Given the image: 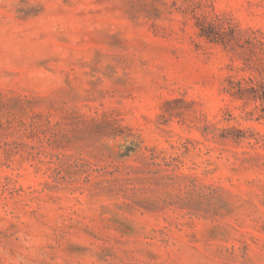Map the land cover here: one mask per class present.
<instances>
[{"label":"rangeland","instance_id":"374dc122","mask_svg":"<svg viewBox=\"0 0 264 264\" xmlns=\"http://www.w3.org/2000/svg\"><path fill=\"white\" fill-rule=\"evenodd\" d=\"M249 79L264 0H0V264H264Z\"/></svg>","mask_w":264,"mask_h":264},{"label":"trees","instance_id":"16d2710c","mask_svg":"<svg viewBox=\"0 0 264 264\" xmlns=\"http://www.w3.org/2000/svg\"><path fill=\"white\" fill-rule=\"evenodd\" d=\"M203 33L208 37H213L212 34H210L211 32L204 31ZM230 83L231 86L228 91L236 97L247 98L250 97L252 92L259 93L260 91H262L261 93L264 95V83L262 82L259 83L258 86L253 85V79L245 80V83L242 80H230Z\"/></svg>","mask_w":264,"mask_h":264}]
</instances>
